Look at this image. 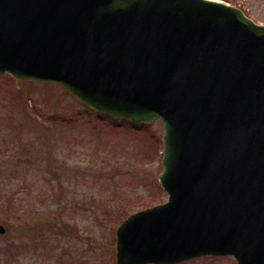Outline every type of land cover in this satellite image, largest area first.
<instances>
[{
  "label": "water",
  "instance_id": "95a60500",
  "mask_svg": "<svg viewBox=\"0 0 264 264\" xmlns=\"http://www.w3.org/2000/svg\"><path fill=\"white\" fill-rule=\"evenodd\" d=\"M6 73L161 122L168 201L118 226L117 264H264V25L213 0H0Z\"/></svg>",
  "mask_w": 264,
  "mask_h": 264
},
{
  "label": "rangeland",
  "instance_id": "374dc122",
  "mask_svg": "<svg viewBox=\"0 0 264 264\" xmlns=\"http://www.w3.org/2000/svg\"><path fill=\"white\" fill-rule=\"evenodd\" d=\"M217 1L264 24V0ZM22 110L33 116L21 124ZM68 119L76 122L60 123ZM113 125L58 85L0 77V264H115L119 221L167 196L158 182L160 123L141 135L136 130L140 140L136 131L130 138V123ZM148 138L157 153L141 160L134 148L150 144ZM184 264L235 261L205 257Z\"/></svg>",
  "mask_w": 264,
  "mask_h": 264
},
{
  "label": "trees",
  "instance_id": "16d2710c",
  "mask_svg": "<svg viewBox=\"0 0 264 264\" xmlns=\"http://www.w3.org/2000/svg\"><path fill=\"white\" fill-rule=\"evenodd\" d=\"M23 116H25V118H27L28 117V113L26 111H23L22 110V112H21V119H20L21 124H22V118H23ZM136 130H139V129H136ZM136 130H132L131 131V134L132 135L130 136V138L133 137V132L136 131ZM142 131L143 130L139 131V133L140 132L142 133ZM134 133H135L134 140L135 139L136 140H140V137L139 136L136 137V133H138V132L136 131ZM141 133L139 135H141ZM147 140L150 141L149 142L150 144H148V145L145 144V143L140 144L138 142L137 145H136V147L134 148V153L133 154H137L138 155V158L140 156L141 157V160H145V159L151 160L153 158V156L156 155L155 153H157L156 152V149H155V146H156L155 145V142L154 141L152 142L149 138ZM18 141H19V139L16 142H14V143L17 144ZM15 151L17 153V151H18L17 148L15 149ZM26 160H29V158L26 159ZM17 163H22V162L21 161H18ZM23 163H26V161H23ZM3 167L4 166L2 164H0V168L3 169Z\"/></svg>",
  "mask_w": 264,
  "mask_h": 264
}]
</instances>
